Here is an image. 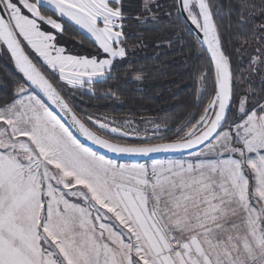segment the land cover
Instances as JSON below:
<instances>
[{
    "label": "snow or ice",
    "instance_id": "1",
    "mask_svg": "<svg viewBox=\"0 0 264 264\" xmlns=\"http://www.w3.org/2000/svg\"><path fill=\"white\" fill-rule=\"evenodd\" d=\"M215 7L172 0L164 13L169 27L194 26L203 61L197 113L165 140L77 115L66 92L94 93L122 62L138 71L127 29L159 21L157 0H0V52L21 74L0 103V264H264V95L237 92L244 78L233 72ZM257 10L264 0H245L241 23ZM65 25L87 34L96 54L67 53L57 39ZM256 52L250 71L264 68V48ZM131 135L140 142H119ZM81 137L146 162H119ZM186 150L194 160L153 155Z\"/></svg>",
    "mask_w": 264,
    "mask_h": 264
},
{
    "label": "trees",
    "instance_id": "2",
    "mask_svg": "<svg viewBox=\"0 0 264 264\" xmlns=\"http://www.w3.org/2000/svg\"><path fill=\"white\" fill-rule=\"evenodd\" d=\"M131 2L138 4L139 0ZM209 2L214 5V11L217 10L215 6H219V16L215 18L222 26L225 50L231 56L233 72L237 78H244L237 83V92L253 89L257 95H264V69L258 66L256 71L249 70L251 47L262 45L264 13L257 10L249 16L248 12H244L246 19L241 23V10L245 0ZM247 2L261 5V0ZM158 4L159 21L150 18L143 24H137L133 20L130 22L131 27L127 29L128 40L135 45L129 49L127 59L133 62L137 72L125 71L128 65L122 62V66L113 74L118 78L94 84V93L86 89H66V92L72 93L71 103L75 106L77 115L102 114L113 118L128 116L141 123L148 120L147 124L163 127L160 136L171 140L176 137L180 127L197 113V100L203 85L197 82L195 69L203 61L198 60L195 36L167 26L168 17L164 13L172 0H160ZM180 24L184 25L182 20ZM238 34L250 38V44L242 47L237 39ZM57 39L58 44L65 47L69 54L89 57L96 54V47L91 39L74 26L65 25V32L58 34ZM140 75L142 79H137ZM20 76L9 54L0 52V103L11 98L13 81ZM109 89L115 95H106ZM151 142L160 141L155 139Z\"/></svg>",
    "mask_w": 264,
    "mask_h": 264
},
{
    "label": "rangeland",
    "instance_id": "3",
    "mask_svg": "<svg viewBox=\"0 0 264 264\" xmlns=\"http://www.w3.org/2000/svg\"><path fill=\"white\" fill-rule=\"evenodd\" d=\"M160 0H157V3ZM137 11V9L133 10V13L135 14V12ZM151 17H148L147 19H150ZM82 33V32H81ZM87 36V34H86ZM88 37V36H87ZM264 37V36H263ZM89 38V37H88ZM90 39V38H89ZM257 48H264V42H262L261 47H251L250 49V60L253 56L258 55V53L256 52ZM131 50V49H130ZM264 69V68H263ZM87 90V88H85ZM88 91V90H87ZM96 117H107L109 122H114L115 124H119L120 126H122L125 130L129 131L130 133H140L141 136H147L149 138L153 137V135H157L160 136L163 132V127H160L157 124H147L146 120L145 122H136L134 121V119L132 117H128V116H124V117H118V118H113L110 116H106V115H102V114H97V115H93ZM157 126H159V128L157 129ZM155 139H152L151 141H153ZM128 141H138L135 137V135H131L127 138H122L120 139L119 142L121 143H126ZM161 159H168V160H184V161H192L194 160V156L193 154H187V155H180V156H173V157H164ZM124 163V161H119Z\"/></svg>",
    "mask_w": 264,
    "mask_h": 264
},
{
    "label": "water",
    "instance_id": "4",
    "mask_svg": "<svg viewBox=\"0 0 264 264\" xmlns=\"http://www.w3.org/2000/svg\"><path fill=\"white\" fill-rule=\"evenodd\" d=\"M184 15H186V14H184ZM181 20H182V22L184 24H187L189 28H192L193 29V31L191 33L194 36H196V31L194 29V26H192L189 21H186L184 19H181ZM9 56H10V54H9ZM80 139L86 145L92 147L93 149H95L97 151H100L102 154H105L109 158L117 159L118 161H124V162H129L130 160H133V159H138L140 162H146V158L120 157V156H116L115 154H112V153H107L106 150L98 149L95 145H92L89 141L84 140L83 137H81ZM193 151H195V150H186V151L178 152V153H161V154H153V155H155L157 158L161 159V158H164V157H173V156H180V155L192 154Z\"/></svg>",
    "mask_w": 264,
    "mask_h": 264
},
{
    "label": "crops",
    "instance_id": "5",
    "mask_svg": "<svg viewBox=\"0 0 264 264\" xmlns=\"http://www.w3.org/2000/svg\"><path fill=\"white\" fill-rule=\"evenodd\" d=\"M74 26V25H73ZM76 29H78V27L77 26H74ZM80 32H82V30H80V29H78ZM84 35H86V34H84Z\"/></svg>",
    "mask_w": 264,
    "mask_h": 264
}]
</instances>
